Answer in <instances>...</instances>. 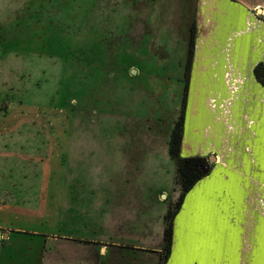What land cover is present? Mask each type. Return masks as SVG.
I'll list each match as a JSON object with an SVG mask.
<instances>
[{
    "label": "rangeland",
    "instance_id": "1",
    "mask_svg": "<svg viewBox=\"0 0 264 264\" xmlns=\"http://www.w3.org/2000/svg\"><path fill=\"white\" fill-rule=\"evenodd\" d=\"M204 2L0 0L2 264H105L113 243L129 260L113 250L116 264H161L180 197L169 140ZM228 2L264 22V0ZM254 185L242 214L262 243Z\"/></svg>",
    "mask_w": 264,
    "mask_h": 264
},
{
    "label": "crops",
    "instance_id": "2",
    "mask_svg": "<svg viewBox=\"0 0 264 264\" xmlns=\"http://www.w3.org/2000/svg\"><path fill=\"white\" fill-rule=\"evenodd\" d=\"M208 1L197 19L181 155L215 161L212 173L188 193L176 216L166 264H264V238L257 243L256 228H245L242 214L254 201L255 182L264 184V88L253 73L264 63V22L245 5ZM141 225L143 231L133 238L125 233L127 242L146 234ZM163 232L164 227L162 237ZM1 233L0 225V264ZM112 247L127 259L125 243ZM112 251L101 250L110 256L105 264H116Z\"/></svg>",
    "mask_w": 264,
    "mask_h": 264
},
{
    "label": "trees",
    "instance_id": "3",
    "mask_svg": "<svg viewBox=\"0 0 264 264\" xmlns=\"http://www.w3.org/2000/svg\"><path fill=\"white\" fill-rule=\"evenodd\" d=\"M195 53L194 39L192 38L189 46L188 57L185 65L184 82L185 88L180 114L173 124L170 134L168 153L176 165V182L180 189L179 201L175 205H170L164 217V232L161 247V264H166L171 256L174 223L176 216L180 212L184 200L188 193L204 178L208 177L213 170V165L209 163L207 157H182L181 149L184 137L185 115L187 108V96L192 72V62ZM256 81L264 88V63H259L254 68Z\"/></svg>",
    "mask_w": 264,
    "mask_h": 264
},
{
    "label": "water",
    "instance_id": "4",
    "mask_svg": "<svg viewBox=\"0 0 264 264\" xmlns=\"http://www.w3.org/2000/svg\"><path fill=\"white\" fill-rule=\"evenodd\" d=\"M214 161H215V157H210V158H209V163H210V164H213Z\"/></svg>",
    "mask_w": 264,
    "mask_h": 264
}]
</instances>
